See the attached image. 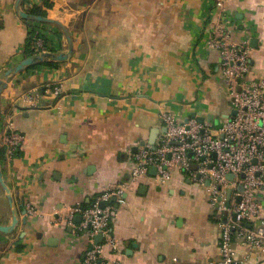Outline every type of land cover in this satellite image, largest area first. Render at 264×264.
I'll list each match as a JSON object with an SVG mask.
<instances>
[{
    "label": "crops",
    "instance_id": "1",
    "mask_svg": "<svg viewBox=\"0 0 264 264\" xmlns=\"http://www.w3.org/2000/svg\"><path fill=\"white\" fill-rule=\"evenodd\" d=\"M16 1L0 0V76L27 58L32 30L55 55L68 52L67 32L73 51L55 67L39 63L12 76L0 95L2 116L24 137L19 154L3 165L19 223L13 233H0V264H82L89 240L78 232L77 217L69 227L60 216L121 184L124 204H116L111 225L119 253L106 249L105 258L218 264L219 226L203 187L175 168L165 187L154 183L156 171L130 182L134 156L165 133L161 109L184 120L195 116L214 130L232 116L219 57L207 49L212 1L24 0L23 11L36 8L52 23L21 19ZM226 6L237 26L232 39L258 40L248 79H264V0ZM256 199L264 206V195ZM23 204L34 214L25 217ZM10 223L0 190V224ZM233 245L246 264H264V253Z\"/></svg>",
    "mask_w": 264,
    "mask_h": 264
},
{
    "label": "built area",
    "instance_id": "2",
    "mask_svg": "<svg viewBox=\"0 0 264 264\" xmlns=\"http://www.w3.org/2000/svg\"><path fill=\"white\" fill-rule=\"evenodd\" d=\"M211 1L213 16L206 27L210 33L207 49L219 57L221 78L235 115L214 130L210 123L195 116L184 120L161 109L159 118L165 133L156 146H142L134 156L130 182L137 184L148 178L153 168L156 171L154 183L165 187L175 168L192 183L203 187L212 218L219 226L218 264H246L245 258L236 254L235 240L249 251L264 253V206L256 199L264 195V79L257 82L248 79L252 51L249 40L237 43L232 39L237 26L226 0ZM41 53L47 52L42 40L37 38L34 55ZM52 91L60 94L59 87H53ZM0 122L4 164L10 165L24 137L14 129L7 115H1ZM193 165L195 170H191ZM239 187H242L241 192ZM125 190L126 184L118 185L87 207L76 204L60 216V222L69 227H74L75 218L80 217L78 232L84 234L90 244L82 256V264H119L114 258H105L103 253L106 249L112 257L119 253L111 225L117 217L116 204H124ZM23 210L25 217L34 214L30 205L23 204ZM96 236H101L100 243H95Z\"/></svg>",
    "mask_w": 264,
    "mask_h": 264
},
{
    "label": "water",
    "instance_id": "3",
    "mask_svg": "<svg viewBox=\"0 0 264 264\" xmlns=\"http://www.w3.org/2000/svg\"><path fill=\"white\" fill-rule=\"evenodd\" d=\"M23 2H24V0H17L16 4H15V11L21 19L32 20V21H36V22L52 23V21H50L44 17L27 14L21 8L23 5ZM66 35H67V41H68V52L67 53L55 55V54L47 52V53H41L39 55H33V56L25 58L20 63H18L15 67H13V68L9 69L8 71H6L5 73H3L0 76V95L3 92V90L6 88V85H7L8 81L11 77L20 74L21 72H23L27 68L32 67V66L39 64V63H44L46 61L62 62V61L67 60L68 57L72 54L73 48H72L71 39L68 36L67 32H66ZM246 39L249 40V46L252 49L257 47L258 40L249 39L248 36L246 37ZM232 115H235V111L232 112ZM0 121H1V114H0ZM195 169H196V166H194V165L191 166V170H195ZM150 171H155V169L151 168ZM241 177H244V175H242ZM231 178L232 177L229 176V179H231ZM208 184L209 183L207 182L206 185H208ZM0 190L2 191V193L5 196L6 202L8 204V207H9L10 213H11V223L9 225L0 224V233L4 234V235H9L17 229V226L19 223V215H18V211H17L16 206H15V202H14L12 192L6 183V180H5L4 175L2 173L1 167H0ZM238 191L241 192L242 187H239ZM229 194H230V192H228V195ZM239 202H240V197L237 198V203H239ZM101 206H103V204H101ZM23 215H24V210H23ZM233 219L234 220L236 219V215H234ZM23 221L26 222V218ZM76 221L79 222L80 217H77ZM101 240H102L101 236L95 237V243L96 244L100 243Z\"/></svg>",
    "mask_w": 264,
    "mask_h": 264
},
{
    "label": "trees",
    "instance_id": "4",
    "mask_svg": "<svg viewBox=\"0 0 264 264\" xmlns=\"http://www.w3.org/2000/svg\"><path fill=\"white\" fill-rule=\"evenodd\" d=\"M46 6L49 8L51 5L47 4ZM29 14L45 17V14L43 12H41L40 10L36 9V8L31 9L29 11ZM37 38H40V39L44 40L43 36L41 34H39V33H36L34 30H32V31H30L28 33L27 41H26V53H25L26 57H30V56L34 55V42H35V40ZM42 64H45V65L51 66V67H55L58 63L57 62H52V61H46V62H44ZM3 113L4 112L0 111L1 115H3ZM1 129H2V122H0V132H1ZM18 154H16V156ZM4 161H5V148L0 146V167H1L3 175H4V170H3ZM14 202H15V200H14ZM88 205H90V204H84L83 206L87 207ZM18 249H20V247H18Z\"/></svg>",
    "mask_w": 264,
    "mask_h": 264
}]
</instances>
